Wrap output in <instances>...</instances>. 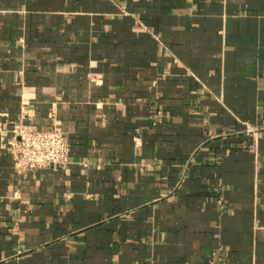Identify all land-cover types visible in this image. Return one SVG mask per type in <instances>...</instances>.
Here are the masks:
<instances>
[{"label": "crops", "instance_id": "crops-1", "mask_svg": "<svg viewBox=\"0 0 264 264\" xmlns=\"http://www.w3.org/2000/svg\"><path fill=\"white\" fill-rule=\"evenodd\" d=\"M0 264H264V0H0Z\"/></svg>", "mask_w": 264, "mask_h": 264}, {"label": "built area", "instance_id": "built-area-1", "mask_svg": "<svg viewBox=\"0 0 264 264\" xmlns=\"http://www.w3.org/2000/svg\"><path fill=\"white\" fill-rule=\"evenodd\" d=\"M10 133L8 151L17 172L53 170L67 165L69 144L62 131L29 130L18 125Z\"/></svg>", "mask_w": 264, "mask_h": 264}]
</instances>
